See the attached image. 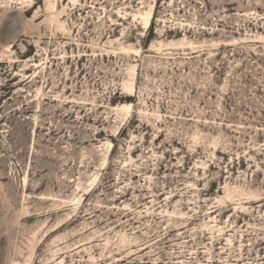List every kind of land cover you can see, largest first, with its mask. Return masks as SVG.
Segmentation results:
<instances>
[{
    "label": "rangeland",
    "instance_id": "1",
    "mask_svg": "<svg viewBox=\"0 0 264 264\" xmlns=\"http://www.w3.org/2000/svg\"><path fill=\"white\" fill-rule=\"evenodd\" d=\"M3 1L0 264H264V0Z\"/></svg>",
    "mask_w": 264,
    "mask_h": 264
},
{
    "label": "bare ground",
    "instance_id": "2",
    "mask_svg": "<svg viewBox=\"0 0 264 264\" xmlns=\"http://www.w3.org/2000/svg\"><path fill=\"white\" fill-rule=\"evenodd\" d=\"M55 1L56 0H49L48 1V3H47V8H48V10H50L51 12L52 11H54L51 15H52V20L54 21V24H57L56 26L58 27L59 26V28H62L63 26H64V23H63V21L61 20L62 18H61V15H63L62 13L63 12H65V9H62L61 11L57 8V7H55ZM73 2L74 3H76L77 2V0H73ZM0 3H6L5 1H3V2H0ZM145 3V2H144ZM155 4H156V0H154L152 3H149V6L147 7V8H141V9H139L136 13H134L133 14V17H134V19H136V21L137 20H139L140 22H141V24H143V27H144V29H146L150 24H151V22H152V20H153V15H154V11H155ZM46 5V4H45ZM32 8H34V6L32 7ZM30 11V10H29ZM37 14V13H36ZM65 14V13H64ZM51 17V16H50ZM51 19V18H50ZM114 21V20H113ZM56 22V23H55ZM65 27V26H64ZM66 28V27H65ZM63 30H64V28H62ZM184 40V39H183ZM114 41V40H113ZM177 41V40H176ZM187 41V40H186ZM189 41V40H188ZM110 42H112V41H110ZM181 42V41H180ZM184 42H185V40H184ZM169 43H170V41H169ZM175 43V42H174ZM174 43H172V44H174ZM177 43H179V42H177ZM110 44H112V43H110ZM176 44V43H175ZM181 44H183V43H181ZM185 44V43H184ZM178 45V44H177ZM160 46H163V42L162 43H160ZM164 46H165V44H164ZM163 46V47H164ZM167 46V45H166ZM168 47V46H167ZM122 49H124V50H126V47H123ZM128 49V48H127ZM163 49V48H162ZM133 50V49H132ZM160 50V49H159ZM107 52H110L109 50H106ZM139 51V50H138ZM106 54H109V53H106ZM127 75H128V77H127V79H125L124 80V82H123V89H124V91H126L127 92V97H130L132 94H133V92L135 91V80H136V76H137V67H136V65L134 64V65H131L130 67H129V69H128V71H127ZM38 89V88H37ZM39 93H43L42 91H41V89H38V92H37V94H36V96H38L39 95ZM43 95V94H42ZM35 98H37V97H35ZM41 98V97H40ZM41 104V103H40ZM132 104H130V103H127V104H120V105H118V106H115L114 107V111L117 113V115H120V114H128L129 115V113H130V111L132 110ZM121 117V116H120ZM123 117V116H122ZM125 119V118H124ZM112 145V143H108V145H107V147L109 146V150L108 151H110V146ZM107 154V153H106ZM105 154V155H106ZM105 160H107V156H105ZM96 180V179H95ZM226 186H228V185H226ZM226 190H227V187L225 188ZM229 189V188H228ZM230 189H231V187H230ZM229 189V190H230ZM233 189H235V188H233ZM238 189V188H237ZM237 189H235V191L237 190ZM244 190V189H243ZM235 191H233V192H231V191H226L227 192V195H235V194H237V193H235ZM242 191V190H241ZM241 191H240V193H241ZM251 192V191H250ZM249 192V193H250ZM247 193V192H246ZM238 194H239V192H238ZM244 195V194H243ZM246 195V194H245ZM252 196H253V194H252ZM256 196V195H255ZM255 196H253V197H255ZM229 197V196H228ZM256 198V197H255Z\"/></svg>",
    "mask_w": 264,
    "mask_h": 264
}]
</instances>
